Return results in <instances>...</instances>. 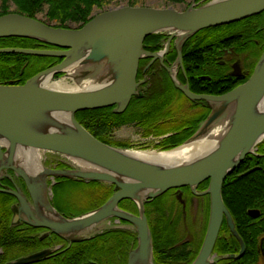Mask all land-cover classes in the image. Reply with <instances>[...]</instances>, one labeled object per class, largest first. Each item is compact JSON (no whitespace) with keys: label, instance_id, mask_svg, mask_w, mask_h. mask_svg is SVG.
<instances>
[{"label":"water","instance_id":"1","mask_svg":"<svg viewBox=\"0 0 264 264\" xmlns=\"http://www.w3.org/2000/svg\"><path fill=\"white\" fill-rule=\"evenodd\" d=\"M262 11L264 0H204L184 10L174 6L122 4L94 14L75 28L48 24L15 11L0 15V37L31 38L57 47H7L0 48V53L62 58L24 84H0V180L13 178L8 172L11 170L24 181L28 193L16 183L14 188L0 185V192L17 199L12 224L23 221L47 228L73 242L113 228L109 223L113 218L122 219L131 223L137 232L138 242L130 253L129 264H136L138 260L153 264V238L145 203L171 188L190 186L195 190L209 179L206 192L212 201L208 227L201 250L192 263L209 264L224 216L238 236L222 198L223 183L264 138V110H258L264 96V52L252 76L223 95H196L177 83L190 99L205 100L211 112L191 137L160 153L197 142L214 124L228 121L226 131L215 145L180 160H147L138 152L149 150L102 142L76 119V113L112 105L115 112L123 113L132 97L141 95L136 81L139 61L145 56L158 55L144 49L146 37L168 32L181 48L188 38L204 28L236 22ZM58 74H62L59 80L72 76L69 79L78 85L92 80L94 86L60 89L43 84L44 78L53 80ZM21 149L55 152L75 165L63 160L68 167L52 168L41 161L40 167L31 171L21 160ZM49 177L105 182L114 185V192L97 208L67 217L52 204ZM126 199L136 204L138 214L119 207ZM258 214L256 210L251 211L253 216ZM243 253L244 247L240 256ZM44 254H30L5 264H28Z\"/></svg>","mask_w":264,"mask_h":264},{"label":"flooded vegetation","instance_id":"2","mask_svg":"<svg viewBox=\"0 0 264 264\" xmlns=\"http://www.w3.org/2000/svg\"><path fill=\"white\" fill-rule=\"evenodd\" d=\"M202 1L186 0L168 4L184 10ZM155 34L146 38L144 49L158 55L140 59L136 81L141 95L132 97L125 110L133 116L135 112H146L149 107H154L151 111L152 115H157L155 127L168 132L163 135H146L143 132L145 140L157 139L152 145L189 130L196 131L211 112L205 100L190 99L177 83L186 86L196 95L214 96L235 89L252 76L264 52V11L234 23L202 29L181 48L168 32ZM135 125L143 129L138 121L123 126ZM263 140L254 153L259 155L255 156H264V151H260L264 148ZM48 164L55 168L68 167L63 160H51ZM244 165L252 169L260 167L257 164ZM236 169L228 175H235L232 181L243 175H264V172L252 170L235 173ZM8 172L13 174V178L4 177L0 180L1 186L14 188V183L24 185L23 180L16 177L13 171ZM66 180L69 181L61 182L58 178L54 182V185L65 187L62 196L65 195L66 202L75 207L73 211H69L68 207L58 208L65 216H78L103 203L100 191L108 184ZM209 183L208 179L195 190L190 186L171 188L146 202L145 214L153 236V264H192L195 261L205 239L211 212V195L206 192ZM24 190L27 192L25 185ZM231 190L238 193L236 198L240 209L246 211L251 219L245 216L237 218L233 214L226 204L222 186V198L231 213L238 236L224 216L217 241L222 237L228 245H225L223 252L215 251V244L209 264H264V229L262 224H257L264 208L260 203L264 202V188L232 187ZM260 190L263 192L259 193ZM122 202L119 204L121 208L134 214L139 213L137 208ZM253 210L259 214L251 215ZM109 223L114 227L85 240L70 242L47 228L22 221L17 226L29 232L30 238L25 244V251L18 257L45 252L39 260L28 264H129L130 253L137 244L136 231L132 229L131 223L122 219L113 218ZM243 247L244 253L240 256Z\"/></svg>","mask_w":264,"mask_h":264},{"label":"trees","instance_id":"3","mask_svg":"<svg viewBox=\"0 0 264 264\" xmlns=\"http://www.w3.org/2000/svg\"><path fill=\"white\" fill-rule=\"evenodd\" d=\"M113 0H0V15L7 14L12 5L15 7V12L37 17L40 13H45L48 22H54V25L60 27H69L70 22L77 23L78 26L83 25L93 16L95 9H104ZM171 3H182L186 0H166ZM130 5H137L134 2ZM229 27V26H228ZM196 34V33H195ZM194 34V35H195ZM156 36V34H153ZM192 37V36H191ZM188 40V39H187ZM20 47V48H41L51 49L57 48L53 45L46 44L31 38L23 37H0V48ZM62 61V58L52 56H35L20 53H0V84H24L29 78L39 73L40 71L53 66ZM62 74L56 75L60 77ZM152 109L149 107L145 111H138L133 114L129 111L117 113L113 106L103 107L99 109L84 110L76 113V119L96 138L107 144L116 145L119 147H132L129 143H114L110 140V134L120 126L129 124L132 121H138L144 129L146 135L156 134L163 135L168 130H160L155 127L157 115H152ZM195 130H189L187 133L175 135L167 138L165 142L154 144L155 148L167 150L179 146L188 139ZM148 146H145L147 148ZM263 148V147H262ZM264 151V148L260 150ZM257 154L248 155L243 163L236 169L235 173L252 170L254 172H264V156L258 157ZM260 165L259 168L252 169L244 164ZM235 175H230L223 185V195L226 204L237 218H250L246 211H242L239 206V200L236 198L237 192L231 190L232 187H257L264 188V175H243L234 181L232 178ZM61 182H68L65 178H59ZM97 183V181H91ZM25 185V184H24ZM24 185L22 187L24 188ZM56 185V184H55ZM54 185V186H55ZM53 186V187H54ZM103 203L112 195L113 187L106 185L101 189ZM260 190L259 193H262ZM122 203L129 207L137 208L136 204L131 200H125ZM264 205V202H260ZM17 204V199L8 193L0 192V247L3 252L0 253V264H5L8 261L18 259L22 251H25L29 232H25L18 227L19 224H12L13 206ZM258 206V205H256ZM71 217V216H70ZM251 219V218H250ZM259 219L264 220V208H262ZM258 220L257 224L264 229V222ZM137 236V232L135 233ZM138 242V239H137ZM215 251L225 252V245L228 243L222 237L216 243ZM137 246V244H136ZM222 252V253H223Z\"/></svg>","mask_w":264,"mask_h":264},{"label":"rangeland","instance_id":"4","mask_svg":"<svg viewBox=\"0 0 264 264\" xmlns=\"http://www.w3.org/2000/svg\"><path fill=\"white\" fill-rule=\"evenodd\" d=\"M131 2L136 3L137 5L140 6H151V7H157V8H163V7H168V6H174L173 4H168V2L166 0H113L111 1V3L109 5H107L104 9H95L93 14H97L102 10L108 9V8H112V7H116L122 4H129ZM175 7V6H174ZM179 10H183V8H177ZM15 7L12 5L10 11H14ZM1 11V9H0ZM37 18L45 21L48 24H54V22H48L47 18L45 17V13H40L37 15ZM69 27H77L78 24L77 23H72L70 22L68 24ZM59 78H53V81H58ZM70 82H73L72 79H69ZM143 129L140 128V126L138 127L137 125L135 126H123L120 128L115 129L111 134H110V140H112L114 143H129L130 145H132L133 149H142V150H149V151H158L160 152L161 150L159 149H154L151 145L157 140V139H150L149 141L145 140L143 138ZM144 139V140H143ZM264 141V140H263ZM145 145H148L150 147L145 148ZM256 150V149H255ZM254 150V151H255ZM41 153V161L44 164H48V161L51 160H55V161H60V160H64L69 162L70 164H74L73 162H71L70 159H68L67 157L55 153V152H50V151H46V150H40ZM75 165V164H74ZM77 165V164H76ZM52 180V177H49V180ZM54 182H51V187L49 190V197H51V201L54 204V206H56V208L58 209H63L65 207L69 208V211H73L75 209V207L71 204V203H67L64 196H62L63 191L65 190V187H59L58 185L53 187ZM62 190V191H61ZM56 197V199H55ZM55 199V200H54ZM58 209V210H59ZM60 211V210H59ZM61 212V211H60Z\"/></svg>","mask_w":264,"mask_h":264},{"label":"bare ground","instance_id":"5","mask_svg":"<svg viewBox=\"0 0 264 264\" xmlns=\"http://www.w3.org/2000/svg\"><path fill=\"white\" fill-rule=\"evenodd\" d=\"M232 23H234V22H232ZM223 25H226V24H223ZM219 26H222V25H219ZM215 27H217V26H215ZM204 29H206V28H204ZM143 47H144V43H143ZM71 72H73V71H71ZM70 74H72V73H70ZM69 78L73 79L72 76H69V77L62 78L61 80H58V81H53L51 77H47V78H44L43 84L45 86L57 87L60 89H70V88L73 89L75 87H77V88H79V87L90 88V87L94 86V83L92 80L84 81L83 83L78 85L75 82H70ZM229 109L232 110V108H229ZM258 110L259 111L264 110V96L258 104ZM227 125H228V121H222V122L217 123L216 125L214 124L210 128V130L207 132V134L203 138H201V140H199L197 142H191V143H189V144H187V145H185V146H183L177 150H174V151H171L168 153H160V152H156V151H148V152L145 151V152H138V154L140 156L146 158L147 160H153V161L159 160L160 162H163V161L171 162V161H175V160H180V159L188 156L189 154H192V153L194 154L198 150L203 151V150H205L207 148L209 149L210 147L215 145L217 143V141L219 140V138L221 137V135L223 134L224 130L226 131ZM263 139L264 138H262L261 141ZM20 152L23 155L21 160H24L25 163H27L29 165V170L34 171L35 168L40 167V165H41L40 164V162H41V153L40 152H37L35 150L29 151L28 149H21ZM25 157H27V158L24 159ZM44 208H47V206L45 205ZM40 212H42V211H40ZM136 264H143V261L138 260Z\"/></svg>","mask_w":264,"mask_h":264}]
</instances>
